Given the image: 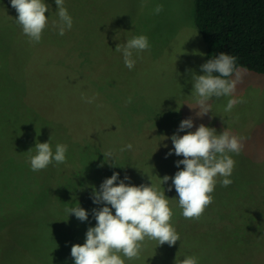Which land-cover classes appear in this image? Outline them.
Listing matches in <instances>:
<instances>
[{
    "label": "rangeland",
    "instance_id": "obj_1",
    "mask_svg": "<svg viewBox=\"0 0 264 264\" xmlns=\"http://www.w3.org/2000/svg\"><path fill=\"white\" fill-rule=\"evenodd\" d=\"M45 2L51 5V9L58 7L55 0H45ZM65 4L71 8H77L76 6L79 5L87 10L86 15L80 14L76 21L83 22L86 19L87 23L91 20L94 24L90 33L93 43L99 48L104 46L106 48L105 54L104 51L101 54V50L97 47L94 51L104 55V64L106 59L108 81L105 84L107 85L104 84L103 68H98L96 60H94L93 77L86 72L84 78H89L91 90L96 91L98 96L100 95L109 105L110 127L117 129L120 136L127 140L126 142L133 138L132 149L135 153L146 150L164 152L174 147L171 140L173 135L182 136L189 131L194 132L204 124L215 128L218 134L227 130L236 136L246 138L242 141L243 147L238 155L229 153L235 160V165L249 160L264 165V73L239 68L231 77L238 81L233 95L213 97L208 102L211 111L203 116L198 115L199 105L196 96L192 94L194 89L192 73L204 75L201 66L208 61V57L206 42L196 23V0H65ZM156 5H163V11L159 14L154 13ZM51 15L53 16L52 13L46 14L50 20ZM2 16L3 19H9V11L4 9ZM57 19L59 17L53 18V20ZM6 22L13 30L7 34L14 35L15 25L9 20ZM75 26L77 25H73L70 30H77ZM79 30L82 31L80 27ZM137 35H146L149 38L150 48L138 55L134 54L136 64L130 70L124 64L122 53L115 49L118 44H126L128 39ZM78 55L79 65L83 66L82 55L79 52ZM73 62L72 65L76 66ZM95 76L98 81L102 77L103 82H98ZM90 96V93L86 94V97L90 98ZM232 98H242L244 102L237 104L231 112H226L225 106ZM60 108L61 117L60 113L53 112L50 116L51 120H56L54 127L58 128L57 139L64 141L70 134L64 126L70 125L67 120L73 121L75 105L67 102ZM88 113L89 111L85 114ZM99 118L100 116L98 120ZM188 118L193 120L194 127L178 132L181 122ZM57 123L61 124L57 125ZM79 137V134L74 136L75 139ZM37 140L44 142L41 139ZM37 140H33V145L26 148V151H16L10 155L15 159L19 169L0 168V175L3 170L8 171L4 176L5 181L0 183V208H2L0 209V264H75L71 256L72 246L83 245L86 242L89 224L92 222L96 224L93 209L106 206L93 202V186L98 190L106 178L118 172L117 167H110L105 162L94 164L98 159L92 157L81 163L79 167V162L71 154L68 159L70 164L66 166H58L53 162L46 169L34 172L31 170L30 157L35 155V150L31 152L29 150L35 147ZM72 145L73 152L74 143ZM5 154L6 152L0 149V163ZM99 154L101 155V152ZM157 160V157H153L149 160V164ZM68 168L70 172L67 171ZM259 171L258 167L254 176L257 181L252 191L262 196L260 192L264 190V168L260 173ZM15 173L19 176L15 179L16 182H11L9 177ZM125 177L119 175L120 180ZM221 177L218 175L217 180ZM79 181H85L84 185ZM148 183L151 184L150 181ZM5 196L9 201H2ZM19 196L22 199H18ZM168 198L173 199L174 227L184 238L183 254L179 259L183 260L187 256L195 255L199 261L207 258V263L210 264H264V235L257 237V240L251 241L250 244L244 243L238 249L233 248L225 253L226 256L220 252L219 255L212 247L207 232H199L197 224L183 218L184 225L177 227L175 218L179 206L175 202V197L168 196ZM15 199L24 204L23 208H20L22 211L17 213H13L14 210H19ZM46 203L56 207H48L50 205ZM78 203L88 211L87 221H81L74 214L69 215L66 211L77 206ZM27 211L30 212L27 218L30 242L36 243L39 237L44 239L42 245L32 248L34 250H31V246L27 243L25 246L19 245L18 242L21 241L18 239L24 237L22 232L13 226L14 221L18 223L24 221ZM113 214H115L114 209ZM38 227L42 229H37ZM14 232L18 239L12 236L11 233ZM249 245L255 251L261 252L254 257H249L247 254L239 255ZM49 246L59 250L61 248V254L50 256L47 254ZM17 247L21 250L19 251ZM148 249H153L151 255H147ZM163 249L164 246H159L158 241L146 238L140 257L131 260L125 258V264H160L164 255ZM15 250L19 253L16 254ZM4 251H11L13 256ZM209 257L212 258L208 259ZM163 264H175V261Z\"/></svg>",
    "mask_w": 264,
    "mask_h": 264
},
{
    "label": "trees",
    "instance_id": "obj_2",
    "mask_svg": "<svg viewBox=\"0 0 264 264\" xmlns=\"http://www.w3.org/2000/svg\"><path fill=\"white\" fill-rule=\"evenodd\" d=\"M9 4L11 0H0V149L6 152L0 168L19 169L15 159L10 156L12 153L26 151V148L33 145V140L41 139L48 142L52 137L53 147L56 144H68L66 163L58 166L70 164L68 159L71 154L79 162V167L91 157L98 159L94 164L105 162L113 167L112 164L115 163L121 177H130V180L125 181L126 183L139 186L151 185L148 181H152L164 187L167 197H175V202L179 206L178 193L172 181L169 180L162 185L160 178L166 175L174 177L177 171L184 168V165L177 167V161L184 157L175 155L174 147L164 152L146 150L135 153L133 149L121 152L120 149L129 143L134 146L133 138L126 142L127 140L120 136L117 129L110 127L109 105L100 95L98 96L96 91L91 90L89 78H84L86 72L93 77L94 60L98 68H103L104 74V55L101 54L103 51V54L106 53L105 46L99 48L93 43L90 33L94 24L91 20L87 23L86 19L83 22L76 21L80 14L86 15L87 10L79 5L76 6L77 8H71L65 4L69 14L74 16L73 25H77L75 26L77 30H66L65 34L60 36L58 28L51 22L54 17H58L55 15L58 7H53L52 11L45 13V15L53 13V16L43 31L41 40L37 43L23 33L22 27L16 22L18 13L12 6L8 7ZM196 7V23L207 45L208 60L214 59L223 52L237 57V69L244 68L264 73V0H196ZM4 9L9 11V19H3ZM6 20L15 25L14 35L7 34L13 30L10 29ZM56 21L58 22L59 19ZM79 27L83 32L79 30ZM96 47L101 50V54L95 53ZM78 52L82 55L83 66L79 65ZM71 57L74 59L71 60ZM72 62L76 66H73ZM98 82H103L102 77ZM87 93H90V97H96L94 103L89 104L82 99V96L86 97ZM67 102L75 105L74 119L67 120L70 125L66 124L64 127L70 133L69 138L61 141L57 139L58 128L54 127L56 120H51L50 113H60V107ZM87 111L89 113L86 115ZM83 114L85 116H82ZM98 116H100L99 120ZM91 132L93 134H90ZM78 134L80 137L75 139L74 136ZM73 143L75 147L72 152ZM110 150L115 154V162L105 161L103 153ZM170 151L173 154L168 156ZM153 157H157L158 160L149 164V160ZM257 162L249 160L235 165L232 175L228 177L233 183L224 187L221 184L224 177L217 180L215 190L211 194L214 198L213 203L206 207L199 219L187 218L193 224H197L199 232H207L212 247L218 254L220 252L226 256L225 253L233 248L238 249L244 243L250 244L251 241L257 240V237L264 235V190L260 192L262 196L252 191L256 185L257 180L254 176L257 174L258 167L260 171L264 168L260 162L257 166ZM67 171L70 172V169L68 168ZM6 172L8 171H2L0 183L5 181ZM18 176L16 173L11 174L9 180L16 182L15 179ZM79 182L84 185L85 181ZM169 187L171 191H168ZM17 198L22 199L21 196ZM4 200L9 201L6 196L2 199ZM16 203L19 210H14L13 213L20 211L24 205L19 200ZM46 204L50 205L48 207L54 206ZM26 214L24 221L13 223V226L22 232L24 239H18L15 232L11 234L21 241L18 242L20 246H25L27 243L31 246V250H34L32 248L42 245L44 239L39 237L36 243L30 242L27 231L29 228L27 218L30 212L27 211ZM176 215L177 227L184 225L185 217L182 215L180 206ZM17 223L18 225H15ZM171 223L174 226L173 220ZM95 226L96 224L92 222L88 228ZM178 233L180 235L181 232L178 231ZM180 238L174 246H169L167 243L162 245L164 255L163 258L161 257L160 264L168 261L172 263L176 261V257L180 258L183 254L182 246L184 247V238L182 235ZM17 248L21 250L20 247ZM19 251L15 250L16 254ZM147 251V255H151L153 249ZM4 252L13 256L11 251ZM258 252L261 251H255L249 245L239 255L247 254L249 257H254L255 254H259ZM47 254L60 255L61 248L59 250L49 246ZM210 258L212 257L208 259ZM212 260L215 262L214 259ZM199 264L210 263H207L206 258L199 261Z\"/></svg>",
    "mask_w": 264,
    "mask_h": 264
},
{
    "label": "clouds",
    "instance_id": "obj_3",
    "mask_svg": "<svg viewBox=\"0 0 264 264\" xmlns=\"http://www.w3.org/2000/svg\"><path fill=\"white\" fill-rule=\"evenodd\" d=\"M55 4L58 6L55 15L59 17V21L51 22L58 28V34L63 36L66 30L72 28L73 18L65 7V0H55ZM11 5L18 13L16 22L22 27L23 33L31 41L38 43L49 24L50 17L45 13L52 11L51 5L45 0H11ZM161 11L163 5H156L154 13L159 14ZM149 48V38L146 35H137L128 39L126 44H118L115 51L122 53L125 66L131 70L136 64L134 54L138 55ZM236 61V56L221 52L201 66L204 75L192 73V94L197 98L200 109L198 115L203 116L211 111L208 102L213 97L233 95L238 82L231 79L233 74L238 72ZM82 99L91 104L95 102L96 97L82 96ZM243 102L242 98L229 99L224 110L231 112L237 104ZM193 127V120L188 118L181 122L178 132ZM51 139L43 143L37 140L35 147L29 150H35V155L30 157L32 171L46 169L53 162L57 165L66 163L68 146L56 144L53 150ZM244 139L246 138L227 130L218 134L215 128L204 124L194 132L171 137L175 155L184 157L177 161V167L184 165V168L177 171L174 177L166 175L160 180L162 185L172 181L185 218L199 219L206 207L213 203L211 194L217 185L218 175L224 177L222 186L228 187L233 183L228 177L233 173L235 160L229 153L238 155ZM132 147L129 143L120 151L131 150ZM172 154L170 151L168 156ZM103 155L105 161L115 162V154L111 150ZM112 166L117 165L113 163ZM119 175L117 172L106 178L98 190L93 186V202L106 206L93 209L96 226L88 228L86 242L72 246L71 256L75 264H125V258L131 260L140 257L146 238L158 241L159 246L165 243L174 246L180 240L179 233L171 223L174 215L171 204L173 199L165 195L164 187L152 181L151 185L135 186L125 182L130 180V177L126 176L120 180ZM168 191H171V187ZM66 211L81 221H87L89 218L88 211L79 203ZM175 264H199V258L195 255L187 256L183 260L176 257Z\"/></svg>",
    "mask_w": 264,
    "mask_h": 264
},
{
    "label": "crops",
    "instance_id": "obj_4",
    "mask_svg": "<svg viewBox=\"0 0 264 264\" xmlns=\"http://www.w3.org/2000/svg\"><path fill=\"white\" fill-rule=\"evenodd\" d=\"M107 76H108V67H106V61H105V67H104V84L106 83V81H108L107 80ZM105 85H107V84H105Z\"/></svg>",
    "mask_w": 264,
    "mask_h": 264
},
{
    "label": "bare ground",
    "instance_id": "obj_5",
    "mask_svg": "<svg viewBox=\"0 0 264 264\" xmlns=\"http://www.w3.org/2000/svg\"><path fill=\"white\" fill-rule=\"evenodd\" d=\"M97 33V32H96ZM102 33V32H101Z\"/></svg>",
    "mask_w": 264,
    "mask_h": 264
}]
</instances>
